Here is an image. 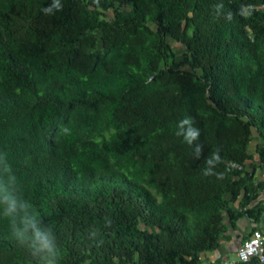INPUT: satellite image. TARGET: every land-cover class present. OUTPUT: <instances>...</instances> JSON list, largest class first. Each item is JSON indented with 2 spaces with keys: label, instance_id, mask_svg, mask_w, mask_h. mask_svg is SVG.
I'll return each mask as SVG.
<instances>
[{
  "label": "trees",
  "instance_id": "16d2710c",
  "mask_svg": "<svg viewBox=\"0 0 264 264\" xmlns=\"http://www.w3.org/2000/svg\"><path fill=\"white\" fill-rule=\"evenodd\" d=\"M52 3L0 0V153L59 264H197L226 219L264 211L229 206L260 184L244 162L264 165V0H60L45 14ZM186 116L199 158L176 135ZM0 264H34L2 219Z\"/></svg>",
  "mask_w": 264,
  "mask_h": 264
},
{
  "label": "clouds",
  "instance_id": "9594fccd",
  "mask_svg": "<svg viewBox=\"0 0 264 264\" xmlns=\"http://www.w3.org/2000/svg\"><path fill=\"white\" fill-rule=\"evenodd\" d=\"M62 5L60 0H53V3L42 11L45 14H53V9L60 10ZM252 6L249 5L247 14H251ZM215 17L223 16L226 20L232 19L231 11H225L223 3L215 5ZM243 14V10H242ZM194 120L186 116L178 122L176 135L182 136L184 141L193 147V155L199 158L203 151V146L196 143L199 140L200 131L194 126ZM222 162L219 150L212 154V158L207 161L209 165ZM212 169L204 170V175H212ZM22 185L13 169L12 164L7 159V153H0V219L7 223L8 229L18 243L24 246L34 264H59L61 250L57 244L55 233L49 225L43 224L40 213L36 210L31 201L22 195ZM111 221H105V227H110ZM97 230L90 233L95 237Z\"/></svg>",
  "mask_w": 264,
  "mask_h": 264
},
{
  "label": "crops",
  "instance_id": "0c3cea01",
  "mask_svg": "<svg viewBox=\"0 0 264 264\" xmlns=\"http://www.w3.org/2000/svg\"><path fill=\"white\" fill-rule=\"evenodd\" d=\"M257 141H260V139ZM254 146L255 142L251 146L249 144V152H253ZM257 161V155L253 153L252 157L244 162V168L247 172L252 170L250 181L253 184H260L256 188L255 194L242 203V206L241 196L243 190H241L239 196L229 203L230 208L233 210H244L256 203H264V165H259ZM228 198L229 196L227 195L226 199ZM224 224V231L219 235L216 247L212 250L208 249L199 252L198 261L201 264H218L219 260L224 258L233 260L236 249L251 229L258 228L264 233V211L259 213L255 219L243 213L242 216L234 219L232 223L226 219ZM243 264L257 263L255 261H248Z\"/></svg>",
  "mask_w": 264,
  "mask_h": 264
},
{
  "label": "built area",
  "instance_id": "2783aa9c",
  "mask_svg": "<svg viewBox=\"0 0 264 264\" xmlns=\"http://www.w3.org/2000/svg\"><path fill=\"white\" fill-rule=\"evenodd\" d=\"M227 164L235 169H240L241 166L233 162ZM251 260H255L257 264H264V233L258 228L251 229L242 240L233 260L220 259L218 264H243Z\"/></svg>",
  "mask_w": 264,
  "mask_h": 264
},
{
  "label": "rangeland",
  "instance_id": "374dc122",
  "mask_svg": "<svg viewBox=\"0 0 264 264\" xmlns=\"http://www.w3.org/2000/svg\"><path fill=\"white\" fill-rule=\"evenodd\" d=\"M115 6H116V3H115ZM260 8H264V6L263 5H260L259 6ZM110 11L109 12H107V15L108 16H110ZM104 18H105V16H104ZM97 37L99 36V32H95L94 33ZM168 42H169V44H170V46H171V48H172V51L174 52V59L176 60V61H180V59L183 57V54H184V52H185V48H184V45L183 44H176V43H174V41H172L171 39H168ZM255 139H259V138H255ZM255 139H253V141H251L250 142V146L252 145V143H254V140ZM226 165H228V164H226ZM230 168H232L230 165H228ZM197 264H201L199 261L197 262Z\"/></svg>",
  "mask_w": 264,
  "mask_h": 264
}]
</instances>
